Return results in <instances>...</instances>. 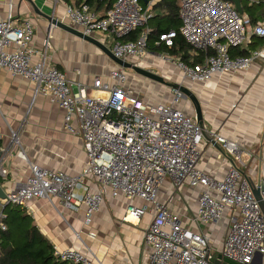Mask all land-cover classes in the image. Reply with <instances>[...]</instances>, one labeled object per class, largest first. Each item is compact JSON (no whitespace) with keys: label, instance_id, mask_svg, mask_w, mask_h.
<instances>
[{"label":"built area","instance_id":"1","mask_svg":"<svg viewBox=\"0 0 264 264\" xmlns=\"http://www.w3.org/2000/svg\"><path fill=\"white\" fill-rule=\"evenodd\" d=\"M150 17L139 0H116L103 18L88 5L66 6L67 21L83 37L111 36V54L124 62L146 56ZM180 19L181 36L206 55L204 64L196 68L175 62L190 82L203 84L217 75L245 72L255 61L264 60V46L248 56L232 57V51L247 46L252 37L264 40V24L251 26L230 2L180 0ZM58 25L56 21L54 26ZM138 30L144 32L136 41H123ZM175 37L172 31L160 42L172 47ZM34 40V25L18 24L10 6L8 16L0 21V69L33 84L34 100L48 98L64 111V129L82 138L87 161L77 175L31 165L25 184L0 200L1 232L7 230L6 206L26 208L36 200L58 201L70 212H84L89 226L107 199H123L142 203L128 207L125 223L139 225L154 208L153 220L143 233L149 264H214L211 260L219 255L234 264H252L258 255L264 256V215L255 195L258 190L264 202V167L261 164L257 174L249 172L251 153L214 133L210 137L230 152L233 162L221 179L203 172L204 130L179 108L186 98L182 85L171 88L169 104L144 100L127 85L129 76L119 66L107 81L96 78L90 90L70 82L50 61L48 41L44 50H38ZM10 132L11 147H0L2 178L8 176V163L15 155L26 159L18 134ZM167 181L176 191L185 185L200 190L193 222L210 233L189 229L158 202ZM222 223L229 227L218 251L214 240ZM53 255L69 264H104L73 248L54 246Z\"/></svg>","mask_w":264,"mask_h":264},{"label":"crops","instance_id":"2","mask_svg":"<svg viewBox=\"0 0 264 264\" xmlns=\"http://www.w3.org/2000/svg\"><path fill=\"white\" fill-rule=\"evenodd\" d=\"M231 4L234 6L233 3ZM147 5L151 16L149 30H156L158 25L162 28L173 27L171 31L181 27L180 18L178 25L174 26L171 22L166 0H153ZM241 5L243 15L246 16L251 26L264 24V0H241ZM10 6L18 24L28 21L34 25V46L38 50H44L45 43L49 42L48 56L50 61L67 76L70 82L80 83L91 90L96 78L107 81L110 74L119 67L111 54L114 45L112 37L96 34L91 39L84 38L78 29L67 21V5L60 0H0V21L8 16ZM56 21L59 23L58 26H54ZM151 46V50L147 51L146 58L133 59L128 62L131 64L150 63L157 60L162 61V57L175 58L177 59L176 62L181 59L169 55L165 51L158 53L154 50L152 42ZM263 46V39L252 37L247 46L234 50L231 54L232 57H237V54L242 51L249 54ZM172 64L173 72L174 69L178 70L175 62ZM156 66L162 67L161 63ZM162 68L165 74L169 76V66L164 65ZM235 75L237 76L235 77ZM181 76L180 81L179 77L174 76L173 73L171 85H168L169 96L161 89L158 101H153L145 96L146 91L133 89L129 83L127 85L144 100L167 104L172 99L171 88L182 85L199 102L203 111L205 128L207 132L209 130L208 134H219L250 152L252 162L249 172L257 174L261 164L264 167V124L259 131L260 128H257L259 125L244 126L238 124V120H235L239 117L238 114L232 119L227 120L226 118L232 108L234 97L239 100L247 97L242 92L236 91L241 86L245 90L246 88L251 89L248 100L259 112L264 111V60L255 61L248 71L217 75L203 84L186 80L182 73ZM230 76L234 77L231 78ZM33 90V84L20 78H14L7 71L0 69V134L2 136L0 147H11L10 130H13L18 133L26 155L25 160L15 155L8 163V176L6 178L0 177V188L6 195L25 184L31 173V165H38L67 175H77L86 166L87 156L83 140L81 137L73 136L65 131L64 111L58 105L52 104L48 98L40 96L34 100ZM222 97L224 100L222 101L223 108L220 116H224V119L218 118V114L217 117L212 116L214 113L212 108L209 107L207 110L203 103L206 102L215 107L216 104L212 101L217 103L218 98L222 100ZM179 108L187 116L197 121V108L192 99L187 100L185 98ZM249 133L253 136L250 137ZM219 147L220 149L216 148L205 139L203 144L204 157L200 169L212 177L221 179L232 165L233 156L221 146ZM199 192L200 190L192 189L188 185L176 191L172 182L167 181L160 191L158 202L167 205L170 211L178 215L189 229L210 233L207 227H199L193 222L197 214ZM132 204L135 206L142 205L141 202L131 203L123 199H107L89 226L85 223L84 212H70L58 201L50 203L46 200H36L31 202L25 210L33 218L34 224L41 234L53 246L60 249H76L90 259H97L104 264H149L150 249L143 242V233L153 220V207L148 212L150 213L149 221L145 220L144 217L145 219L141 220L139 226L134 224L129 227L117 223L118 226H115L116 239L113 240L115 243L113 246H104L101 242L102 239L100 243L99 240L97 243L94 241L99 237L105 238L102 233L99 237L95 234L106 229L107 224L112 223V214L124 216ZM121 227H126V232L130 234L131 239L127 235V240L124 241L119 234ZM83 239L90 242L91 250L85 249Z\"/></svg>","mask_w":264,"mask_h":264},{"label":"trees","instance_id":"3","mask_svg":"<svg viewBox=\"0 0 264 264\" xmlns=\"http://www.w3.org/2000/svg\"><path fill=\"white\" fill-rule=\"evenodd\" d=\"M66 5L82 6L88 5L90 9L105 17L112 9L116 0H60ZM144 8H147L153 0H139ZM180 0H166V6L170 12V20L175 25L180 22ZM159 6V5H158ZM156 6V7H158ZM151 17L148 22V28ZM173 27L162 28L157 26L156 30H149L147 51L151 50V42L154 50L158 53L167 52L174 57H180V61L188 67L196 68L204 64L206 55L190 46L180 34V28L174 29L176 37L173 46L167 47L160 42L161 35L170 33ZM150 29V28H149ZM143 30H138L125 38L123 41H136ZM172 32V31H171ZM153 50V48H152ZM242 51L237 56H248ZM1 146V142H0ZM3 220L7 227L5 232L0 231V264H69L60 262L53 255V245L45 238L33 218L27 214L25 208L8 206L4 210Z\"/></svg>","mask_w":264,"mask_h":264},{"label":"rangeland","instance_id":"4","mask_svg":"<svg viewBox=\"0 0 264 264\" xmlns=\"http://www.w3.org/2000/svg\"><path fill=\"white\" fill-rule=\"evenodd\" d=\"M147 54L148 52L146 53V56L145 58L147 57ZM162 61L160 60H157L155 62H145V63H138V67L141 68L142 70H145L151 74H153L154 76H157L159 78H161L164 83H160V82H157L155 80H152L150 78H147L146 76H143L141 75L139 72H137L136 70L132 69V68H126V74L129 77V85L131 87H133V89H136V90H144L146 91L145 93V96L151 98L153 101H158L160 99V90L162 89V91H164L166 93V95L169 96V88H168V85H171L170 82H171V76L173 75L174 73V76L177 75L179 78V80L181 81V73L179 72V70H175L174 69V72H173V64L174 62H176L177 59H173V58H167V57H162L161 58ZM144 60V59H143ZM158 63H161L162 67L164 65H168L169 68H170V77L167 76L165 74V71L163 70L162 67H158L156 65H158ZM133 64V63H132ZM164 64V65H163ZM155 66V67H154ZM172 73V75H171ZM238 75V74H237ZM235 75V77L237 76ZM231 78L234 77V76H230ZM238 93L242 92L244 94V96H247L246 98L243 97L242 99H238L237 97H234V100H233V103H232V110L230 109V113L228 114L227 116V120L229 118H234L235 115H239L238 118H235V120L237 119L238 120V124L240 125H244V126H247V125H251V126H258L257 128H260L259 131H261V128H262V125L264 124V114L263 112H259L256 107L250 103V101L248 100V96L251 94L250 91L251 89L250 88H243L242 86L240 88H238L236 90ZM188 100V99H187ZM224 100V97H222V100L218 98V102H214V100L212 101V103H215V107H213V105L211 106L210 104L206 103V102H203L204 103V106L207 107V110L209 109V107L212 108V112H214L212 114V116H216L217 117V114H218V118L220 119H224L225 117L224 116H220V112H221V109L223 108V104H222V101ZM237 100V101H235ZM210 105V106H209ZM15 132V131H14ZM16 134H18L17 132H15ZM208 133H209V130H208ZM19 136V135H18ZM249 136H253V134L251 135V133H249ZM256 151V149H255ZM113 215V218H112V223L111 224H107L106 225V229L102 230L101 232H97L95 235L97 237H99V235L102 233L105 235V238L103 239V237H99L96 238L95 243H97V241L100 243V240L102 239L103 241V245L104 246H107V247H111L113 246L115 243V239H116V234H115V226L117 227V223H120V224H125V225H128L129 227L133 226V224H130V223H125L124 221V217L125 215H118V214H112ZM150 213H148L146 216H145V220L149 221L150 219ZM144 220V221H145ZM141 224V223H139ZM145 225V224H144ZM139 226V225H137ZM140 227H142V225H140ZM229 227V223H222L220 225V227L218 228V234L214 240V243L217 245V250L219 251L220 247H221V243H222V240H223V237L225 235V233L227 232V229ZM119 234L121 235V237L124 239V241H126V237L128 235V237H130L131 239V236L130 234H127L126 232V227H121L120 230H119ZM87 239H83V243L85 245V249L89 248L91 250V246H90V242L86 241ZM114 240V241H113ZM94 243V244H95ZM100 248V247H99ZM88 250V249H87ZM87 252V251H86ZM88 253V252H87Z\"/></svg>","mask_w":264,"mask_h":264},{"label":"water","instance_id":"5","mask_svg":"<svg viewBox=\"0 0 264 264\" xmlns=\"http://www.w3.org/2000/svg\"><path fill=\"white\" fill-rule=\"evenodd\" d=\"M227 2H230V3H233L234 6H235V9L240 13V14H243V9H242V5H241V0H225ZM81 34V33H80ZM86 39H91V37H84ZM115 61L117 62V64L120 66V67H123V68H132L134 70H136L137 72H139L141 75L143 76H146L147 78H150L152 80H155L157 82H160V83H164V81L157 77V76H154L153 74L145 71V70H142L141 68H139L138 66H135L129 62H124V61H121V60H117L115 59ZM184 92L186 94V98L187 99H192L194 104L196 105V108H197V111H196V114H197V122L199 123V125L202 127V129L204 130V137L206 140L210 141L216 148L220 149V147L218 146V144H216L213 139L210 137V135L208 134L206 128H205V123H204V117H203V111L201 109V106L199 104V102L192 97V95L190 94V92H188L187 90L184 89ZM255 195H256V198L260 201V205H261V208H262V212H263V215H264V202L261 200V196H260V192L258 190H255ZM7 199V195L4 194L2 192V189L0 188V200H6ZM7 207V206H6ZM214 264H234L232 263L231 261L227 260V259H223L221 255H219L217 257V259H212L211 260ZM252 264H264V256L263 255H258L254 262Z\"/></svg>","mask_w":264,"mask_h":264},{"label":"bare ground","instance_id":"6","mask_svg":"<svg viewBox=\"0 0 264 264\" xmlns=\"http://www.w3.org/2000/svg\"><path fill=\"white\" fill-rule=\"evenodd\" d=\"M131 221H132V222H134V223H136V222H137V220H136V219H134V218H133V219H131Z\"/></svg>","mask_w":264,"mask_h":264}]
</instances>
